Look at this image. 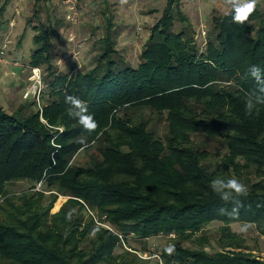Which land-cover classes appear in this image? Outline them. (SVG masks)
<instances>
[{
  "label": "trees",
  "instance_id": "16d2710c",
  "mask_svg": "<svg viewBox=\"0 0 264 264\" xmlns=\"http://www.w3.org/2000/svg\"><path fill=\"white\" fill-rule=\"evenodd\" d=\"M211 24L200 50L179 0H167L136 67L116 60L109 26L94 67L73 75L54 65L51 30L41 22L32 28L29 66L44 72L48 93L11 114L0 107V264H139L145 260L122 244L131 236L144 244L171 237L160 252H143L165 264H264L231 230L247 224L264 238V104L251 114L245 107L257 88L249 69H264V11L237 24L230 10ZM69 95L87 103L95 131L68 116ZM155 116L164 121L161 134ZM199 134L226 153L201 149ZM82 152L85 164L77 162ZM218 177L248 188L235 217L227 214L232 202L210 187ZM22 182L26 191L9 193ZM60 197L66 202L54 208ZM212 223L221 225L216 253L201 234Z\"/></svg>",
  "mask_w": 264,
  "mask_h": 264
},
{
  "label": "rangeland",
  "instance_id": "374dc122",
  "mask_svg": "<svg viewBox=\"0 0 264 264\" xmlns=\"http://www.w3.org/2000/svg\"><path fill=\"white\" fill-rule=\"evenodd\" d=\"M7 1L8 0H1L0 8L4 4V2ZM110 1L111 0H79L77 5V15H73L65 6L64 0H57L55 2L56 5L52 11L51 5L46 2L35 4V10H33V5L31 6V2H33V0H24L23 4H25L26 10H24L20 14L22 19L25 20V22L22 23L26 26V29L24 30L22 35V38L24 39L22 44L23 49H35L33 37L36 34L31 27L38 26L39 22H41L42 24H50L55 33L51 38L53 42L52 53L54 54V56H56L55 60L53 61L54 65L60 72L73 75L77 71H86L94 67V58H96L102 52L104 45V41L102 40H105V38H107V34L109 36L108 29L109 26L112 25L113 28L110 31V39L115 42V48L116 50H118L116 60L119 61V58H123L124 62L129 64V66L136 67L139 62V56L141 54L142 47L146 43L151 28L161 17V13L158 15H153L145 22H142V20L134 21L133 26L130 25L129 28L125 30V33H123L119 25L114 26V24L116 25L114 19H112V21L108 19L109 16H111L108 12L111 8L109 4ZM159 1H164V4L166 5L167 0ZM11 2H13V0H9V2H7L6 8L3 12V16L9 13V8L12 6L10 5ZM180 2L181 12L188 18L189 21V25L186 26L185 29L186 33L189 36L194 37L198 49L202 50L206 44V41H208V39L212 37V19L214 17L224 16V13L217 12L216 14H212L208 18H205L204 15L206 14H200L198 11L196 12L197 8H194L192 6L190 0H180L179 3ZM102 4L103 6L107 7L108 14H101L100 9ZM143 7L139 5L137 10L141 11ZM149 7H151V5ZM162 8L163 6H160V9ZM144 13L145 12L140 15H143ZM36 14L37 16H35ZM6 18L8 17L6 16ZM137 19H140V17L138 18L137 16ZM1 26L2 30L0 32L5 33L8 30L6 29L8 27V22L4 21L3 24L1 23ZM177 26H179V23H176V27ZM17 27L18 22L16 27H14L13 29L14 32L11 35V38L9 39V42L11 43L10 46L7 45L5 47L7 57L12 56L13 50H15L16 47H19V45L17 44H19L20 38L15 31ZM43 73L44 72H42V74ZM29 77L30 73L21 76L20 79H18V76H7L5 78V83L0 84V107H2L7 113H13L26 100H30L33 98L31 97L32 95L28 98H24V95L26 93H24V91L22 90L26 87L28 89L31 87ZM46 90V87H44L42 92L46 93ZM158 120L159 118L155 116L152 125L156 124L157 126H155L157 127V133L161 134L164 131L165 125L163 123V119L159 121ZM195 142H197L199 147L203 150H207L212 153H220L221 155L226 153V149L220 141L209 140L203 134L195 136ZM87 159L88 158L82 152L80 156L77 157V162L85 164ZM214 163H217V159H215ZM29 187L30 186L27 183L22 182L9 185L8 191L11 194H20L26 191ZM65 202L66 198L60 197L55 203L54 208L56 204H58L60 209V207ZM54 208L52 210V214H55L59 211V209L57 211H54ZM220 227V224L212 223L208 227H206L203 233H201L204 238H207V252L216 253L223 250L219 243ZM242 227L243 224L240 223L231 225L232 232L238 233L241 236L244 248L243 252L246 254L250 253L256 258L264 260V238L257 235L254 227L249 226L247 231H242ZM201 234H199V236ZM169 238H151L146 242L147 244H144L139 240H135L131 236L127 239L126 246L130 248L129 251H131V253H134V251H136L135 253H137V256L138 254L148 251L149 248L160 252L166 246L171 245ZM181 245L185 248L196 247L195 244L187 242H182ZM145 246L146 248H148L147 250H144ZM116 252L119 253L121 252V250H118ZM142 262H140L139 264H155V262L151 261Z\"/></svg>",
  "mask_w": 264,
  "mask_h": 264
},
{
  "label": "crops",
  "instance_id": "0c3cea01",
  "mask_svg": "<svg viewBox=\"0 0 264 264\" xmlns=\"http://www.w3.org/2000/svg\"><path fill=\"white\" fill-rule=\"evenodd\" d=\"M56 1L57 0H33V2H31V6L33 5L32 9L35 10V4H39L40 2H46L51 5V11H52L56 5L55 4ZM7 2H9V0ZM23 3H24V0H13V2L10 3V5L12 6L9 8V13L5 16L3 15L0 16V24L1 23L3 24L4 21L8 22V27L6 28L8 30L5 33L0 32V50L6 47L7 45L10 46L11 43L9 42V39L11 38V35L14 32L13 29L14 27H16L17 22H18V27L16 28L15 31H16V34L19 35V38H20L19 44H17L19 45V47H16L15 50H13L12 56L7 57V60L9 63L17 62L21 64V67H13L11 65H7V66L0 68V84L5 83V80H6L5 78L7 76H11V77L18 76V79H20L21 76L29 74L30 72L29 64H30L31 55L34 51V48L33 49L26 48L24 50L22 46L23 40H24L22 38V35H23L24 30L26 29L25 24L23 25L25 20L22 19V17L20 16V14L24 10H26L25 4ZM190 3H192V6L194 8H197L196 12L198 11L200 14H206L204 15L205 18H208L209 16H211L212 14H216L217 12H222L225 15L231 10L226 5L225 0H190ZM109 4L111 6L110 11L107 10L106 6H103V4L101 5V9H100L101 14L103 13L108 14L109 12L111 16H109L108 19L110 21L114 19V21L116 22V25L113 23L114 26L119 25L123 33H125V30H127L130 25L133 26L134 21L142 20V22H145L148 20V18L152 17L153 15H156V14L158 15L160 13L162 14L166 7V5L164 4V1L160 2L159 0H126V2H122V0H111ZM143 4L146 9L143 7ZM166 4H167V1H166ZM179 4L181 5V2ZM139 5L143 7L141 11L137 10ZM150 5L151 7H149ZM160 6H163V8L160 9ZM257 8L261 11H264V0H259ZM180 9H181V6H180ZM143 12L145 13L143 15H140ZM6 16L8 18H6ZM137 16L138 18L140 17V19H137ZM19 22H20V25H19ZM21 23L24 28L21 26ZM45 25L47 29L51 30V33H52L51 38H52V36H54L55 34L53 28L48 23H46ZM34 27L36 26H33L31 28H34ZM111 27L113 28L112 25ZM1 30H2V26L0 25V31ZM34 33L37 34L36 31ZM51 42H52V39H51ZM22 90L24 91V93H26L28 91V88L26 87Z\"/></svg>",
  "mask_w": 264,
  "mask_h": 264
},
{
  "label": "clouds",
  "instance_id": "9594fccd",
  "mask_svg": "<svg viewBox=\"0 0 264 264\" xmlns=\"http://www.w3.org/2000/svg\"><path fill=\"white\" fill-rule=\"evenodd\" d=\"M126 2V0H122ZM226 5L231 9L232 20L234 23L243 24L249 20V17L256 11L259 0H225ZM250 76L255 80L257 88L247 95L246 110L251 114L252 110L258 104H264V69L258 65H252L249 69ZM66 103L70 105L67 109L69 117L76 118L79 124L89 132L95 131L98 124L93 114L89 113L88 105L79 97L67 96ZM210 187L214 192L220 194L221 199L225 202H232L233 208L227 213L230 217L238 215L242 202L239 199L241 196L248 194L246 184L239 179L233 177L227 180L216 178L210 182ZM224 211L223 209L221 210ZM72 213L69 212L68 218H71ZM249 225L245 224L242 231H247Z\"/></svg>",
  "mask_w": 264,
  "mask_h": 264
},
{
  "label": "built area",
  "instance_id": "2783aa9c",
  "mask_svg": "<svg viewBox=\"0 0 264 264\" xmlns=\"http://www.w3.org/2000/svg\"><path fill=\"white\" fill-rule=\"evenodd\" d=\"M78 2L79 0H64L65 6L69 10V12L72 13L73 15L75 14L77 15ZM7 65H11L13 67H21V64L17 62H12V63L8 62L7 54L5 52V47H4L3 49L0 50V68L7 66ZM29 70H30L29 80L31 82V87L28 89V91L24 95V98H28L29 96L32 95L31 97L35 98L37 102L39 103L40 94L45 87L42 81V71L39 68H30ZM40 189H41V184H38L36 187V191H40ZM101 226L109 230L110 232L114 233L112 228H110L108 225H101ZM123 242L124 241L122 239V244L124 248L127 249L126 244ZM138 256L140 259L145 260V261H154L156 264H165L163 263L159 255H157L156 253H153V250H151L150 253L138 254Z\"/></svg>",
  "mask_w": 264,
  "mask_h": 264
}]
</instances>
